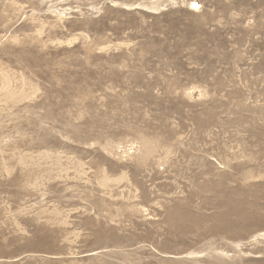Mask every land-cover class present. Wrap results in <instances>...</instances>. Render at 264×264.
I'll return each mask as SVG.
<instances>
[{
    "label": "rangeland",
    "instance_id": "obj_1",
    "mask_svg": "<svg viewBox=\"0 0 264 264\" xmlns=\"http://www.w3.org/2000/svg\"><path fill=\"white\" fill-rule=\"evenodd\" d=\"M0 264H264V0H0Z\"/></svg>",
    "mask_w": 264,
    "mask_h": 264
},
{
    "label": "bare ground",
    "instance_id": "obj_2",
    "mask_svg": "<svg viewBox=\"0 0 264 264\" xmlns=\"http://www.w3.org/2000/svg\"><path fill=\"white\" fill-rule=\"evenodd\" d=\"M192 6L193 7H198V4L194 2V3H192Z\"/></svg>",
    "mask_w": 264,
    "mask_h": 264
}]
</instances>
